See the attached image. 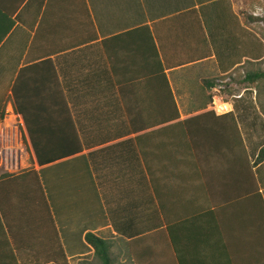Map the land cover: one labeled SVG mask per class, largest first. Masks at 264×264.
Listing matches in <instances>:
<instances>
[{
	"label": "crops",
	"instance_id": "1",
	"mask_svg": "<svg viewBox=\"0 0 264 264\" xmlns=\"http://www.w3.org/2000/svg\"><path fill=\"white\" fill-rule=\"evenodd\" d=\"M243 5L0 0V134L20 111L33 158L0 160V264L92 260L87 234L116 264H264V79L229 116L210 88L264 71Z\"/></svg>",
	"mask_w": 264,
	"mask_h": 264
},
{
	"label": "built area",
	"instance_id": "2",
	"mask_svg": "<svg viewBox=\"0 0 264 264\" xmlns=\"http://www.w3.org/2000/svg\"><path fill=\"white\" fill-rule=\"evenodd\" d=\"M252 16L261 20V25L264 29V13L257 14L256 12ZM262 40L264 43V38ZM261 63H263L264 67V57ZM234 77L236 76L234 75ZM234 77L226 75L217 79L211 90L212 107L217 114L226 115L232 113L233 101L243 97L244 93L242 95L227 96V92L231 88L238 87ZM224 96L228 98L225 100ZM0 160L4 171L8 175H19L32 169L33 158L25 138L24 124L22 119L16 114L9 115L5 119V125L0 134Z\"/></svg>",
	"mask_w": 264,
	"mask_h": 264
},
{
	"label": "trees",
	"instance_id": "3",
	"mask_svg": "<svg viewBox=\"0 0 264 264\" xmlns=\"http://www.w3.org/2000/svg\"><path fill=\"white\" fill-rule=\"evenodd\" d=\"M244 15L245 17L248 18V20L252 21L253 23L257 21V18H254V16H250L247 13H244ZM261 41L264 46L263 40ZM244 77L245 78L239 80L240 84L245 85L246 83H251V84L256 83L264 79V71L253 72L252 74H247ZM216 80H213L212 83L210 84L211 90L214 87ZM14 111L17 116L21 117L20 111L18 110H17L18 112L16 110ZM229 115L232 114H228L227 116ZM263 161H264V146L259 151V155L256 163L261 164L263 163ZM38 164L44 165V162L39 161ZM85 239L86 242L94 249V253H95L94 256L101 262V264H116L112 255L113 243L110 240L101 238L94 234H87ZM130 255L135 260V263L141 264L140 260L138 259V256L134 252L132 245L130 246Z\"/></svg>",
	"mask_w": 264,
	"mask_h": 264
},
{
	"label": "rangeland",
	"instance_id": "4",
	"mask_svg": "<svg viewBox=\"0 0 264 264\" xmlns=\"http://www.w3.org/2000/svg\"><path fill=\"white\" fill-rule=\"evenodd\" d=\"M243 3H244V11L247 13V14H250L251 15L253 13H256L257 14H260V13H264V0H243ZM254 26H255V29H256V32H258V35L260 36V38H264V29L262 28V25H261V20L260 19H257V21L254 23ZM262 46V45H261ZM262 57H264V47L262 46V54L260 56L259 59H262ZM264 70V67H263V63H260V65ZM238 73H241V71H238L236 73H232L231 74V77L235 74H238ZM239 75V74H238ZM241 76V74L239 75ZM238 76V79L237 81H239V79L241 80V78ZM230 77V76H229ZM236 78V77H234ZM264 84V83H263ZM238 88L237 87H233L231 88L227 93L228 95H231L232 93L236 92V93H239V92H242L246 86L245 85H242L240 84V82H238ZM262 93H263V96H264V88L262 87ZM229 97V96H228ZM227 96H224L225 100L228 98ZM262 99V98H261ZM260 99V100H261ZM259 100V101H260ZM264 100V99H263ZM261 102V101H260ZM258 102L255 103V105L257 106ZM263 108V107H262ZM261 108V109H262ZM243 126H244V120H243ZM259 133V132H258ZM263 134V132H261ZM247 133H245L246 135ZM119 251H116V255H118ZM124 254H127V251L124 250L122 252V255L123 257H121V259H119V263L118 264H137L135 263V260L133 259V257H131V255H129V258L126 261V257L124 256ZM127 256V255H126ZM79 264H101V262L94 256L93 259L91 260H88V261H84L83 263H79Z\"/></svg>",
	"mask_w": 264,
	"mask_h": 264
}]
</instances>
